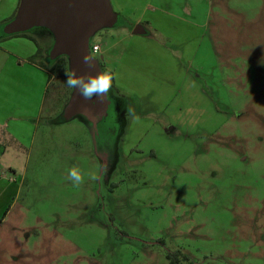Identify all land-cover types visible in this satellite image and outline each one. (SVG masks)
<instances>
[{
	"label": "rangeland",
	"instance_id": "rangeland-1",
	"mask_svg": "<svg viewBox=\"0 0 264 264\" xmlns=\"http://www.w3.org/2000/svg\"><path fill=\"white\" fill-rule=\"evenodd\" d=\"M130 2L111 0L119 23L91 38L128 99L109 139L63 117L69 65L50 81L28 69L3 83L36 118L29 159L18 153L0 178V264H171L172 253L177 264H264V0H189V15H211L189 28V62L164 28L132 34L149 4ZM29 33L51 67L54 36Z\"/></svg>",
	"mask_w": 264,
	"mask_h": 264
},
{
	"label": "crops",
	"instance_id": "crops-1",
	"mask_svg": "<svg viewBox=\"0 0 264 264\" xmlns=\"http://www.w3.org/2000/svg\"><path fill=\"white\" fill-rule=\"evenodd\" d=\"M20 2L21 0H0V24L16 15ZM120 4L123 9L134 8L136 5L135 3H131L130 0H121ZM148 4L142 13L135 15L134 29L137 25H142L145 30L143 35H145L148 32L146 26L152 28L154 26V30L164 28V32L166 31L169 37L168 40L171 43V48L176 51V59H185L186 62H189V28L209 25L211 18L210 10L204 21L202 18H196L193 14L189 15L190 12H199L198 7L195 10V7L189 6V0H178L175 3L168 2L167 0H148ZM189 7H192L190 12ZM149 8H152L157 15L148 20L146 11ZM189 17L193 21H189ZM132 34L137 36L134 33ZM32 37L36 39L37 43L29 38L19 36L3 40L0 38V178L2 173L14 169V159L18 156V153L22 154V156H27L29 159L30 153L26 146H28V142L31 143L30 139L34 132L31 129L32 120L36 118L33 115L27 116L32 111V103H28L30 101H22L23 103L15 102V100L10 98L11 93L3 83L10 82L11 76H16L17 73L21 74L24 71L26 73L28 69L31 73L34 70L46 72V70L28 61V59L37 54L38 47L42 49L44 54V49L39 43L38 38L33 35ZM114 76L116 77V75ZM20 78L23 82L21 76ZM118 85L120 86V84ZM48 88L49 83H46L45 89ZM125 100L128 101V99ZM16 104H20V107H17ZM44 104L45 98H43L42 103L38 106L37 117L43 112ZM170 131L171 129H166L167 134ZM19 144L21 145V149H24L23 152L18 151Z\"/></svg>",
	"mask_w": 264,
	"mask_h": 264
},
{
	"label": "water",
	"instance_id": "water-1",
	"mask_svg": "<svg viewBox=\"0 0 264 264\" xmlns=\"http://www.w3.org/2000/svg\"><path fill=\"white\" fill-rule=\"evenodd\" d=\"M118 23L119 15L111 0H21L15 17L3 26V33L15 35L46 28L54 36L50 60L65 56L69 70H75L77 76L95 75L103 71L100 61L94 58L92 66L84 63V56L91 54V38L100 29L115 27ZM133 33L143 35L145 30L137 25ZM110 104L108 94L103 102L98 97L85 100L74 89L63 117L71 120L82 116L91 124L98 123L108 116Z\"/></svg>",
	"mask_w": 264,
	"mask_h": 264
},
{
	"label": "clouds",
	"instance_id": "clouds-1",
	"mask_svg": "<svg viewBox=\"0 0 264 264\" xmlns=\"http://www.w3.org/2000/svg\"><path fill=\"white\" fill-rule=\"evenodd\" d=\"M94 56L87 54L84 56V63L92 66L94 64ZM65 76L67 77L66 83L68 87L78 89L81 96L85 100H92L93 97H98L103 102L107 94L111 91L114 76L111 72L101 71L98 74H85L77 76L75 70L66 71ZM131 113V109H127ZM138 119V117H137ZM92 180H96V175H91ZM68 179L73 181L75 185H80L84 181V177L77 167H73L69 170Z\"/></svg>",
	"mask_w": 264,
	"mask_h": 264
},
{
	"label": "trees",
	"instance_id": "trees-1",
	"mask_svg": "<svg viewBox=\"0 0 264 264\" xmlns=\"http://www.w3.org/2000/svg\"><path fill=\"white\" fill-rule=\"evenodd\" d=\"M15 17V16H14ZM13 17V18H14ZM13 18L9 19L8 21H5L3 23L0 24V28L2 26V24H6L8 23L9 21H11ZM26 37V38H29L31 40H33L34 42L37 43L36 39L34 37H32V35H30L29 32H26V33H20V34H15V35H5L3 32L1 33L0 35V38L3 40V39H7V38H10V37ZM38 46V45H37ZM53 46V45H52ZM52 48V47H51ZM50 48V50H51ZM49 50V51H50ZM43 55V51L40 47H38V52L35 56H33L32 58L29 59V62L37 65L38 67L46 70L47 72H49V81L52 79V75H56L58 74L63 68H65L66 66L69 65V61H68V58L65 57V56H62V57H59L58 59L52 61L50 60V58L47 56V61L49 62L50 66L49 67L45 62H42V61H39L38 59ZM48 55H49V52H48ZM48 92V91H47ZM109 97L111 98V95L114 97L115 95V100L117 103H118V107H119V110L121 112V114H123V111L125 109V106H126V102L123 98V96H121L119 94V90L117 88H115L114 84H112V88H111V91L108 93ZM109 98V99H110ZM111 100V99H110ZM180 253V252H179ZM178 253H175V254H170L168 257L171 261V264H177L178 262Z\"/></svg>",
	"mask_w": 264,
	"mask_h": 264
},
{
	"label": "flooded vegetation",
	"instance_id": "flooded-vegetation-1",
	"mask_svg": "<svg viewBox=\"0 0 264 264\" xmlns=\"http://www.w3.org/2000/svg\"><path fill=\"white\" fill-rule=\"evenodd\" d=\"M49 53H50V51H49ZM48 57H49V55H48ZM101 67H102V70H104L102 64H101ZM110 99H111V104H110V107L108 110V116L101 120V122L104 121L105 124L104 125H102V124L98 125L99 122L98 123L92 122V124H91V126L94 130V137L95 138L99 137V138L103 139L104 137L105 138L107 137V139H109V136L112 133L111 130H113V129L115 130L119 126L118 124H120L119 123L120 119H122V121H123V126H125V124H126V122L123 118V114H121V112L119 110L118 103L115 100H113V99H115V95H114V97L111 95ZM110 120H112V121L109 122ZM102 127H104V128H102Z\"/></svg>",
	"mask_w": 264,
	"mask_h": 264
},
{
	"label": "built area",
	"instance_id": "built-area-1",
	"mask_svg": "<svg viewBox=\"0 0 264 264\" xmlns=\"http://www.w3.org/2000/svg\"><path fill=\"white\" fill-rule=\"evenodd\" d=\"M90 50H91V54L93 56H96V55H98L101 52L102 48H101V46L99 44L95 43V44L91 45Z\"/></svg>",
	"mask_w": 264,
	"mask_h": 264
}]
</instances>
